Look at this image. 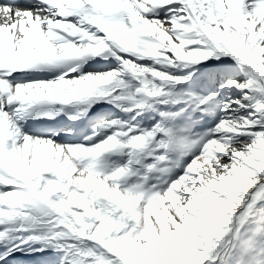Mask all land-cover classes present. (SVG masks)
Listing matches in <instances>:
<instances>
[{"label":"snow or ice","instance_id":"1","mask_svg":"<svg viewBox=\"0 0 264 264\" xmlns=\"http://www.w3.org/2000/svg\"><path fill=\"white\" fill-rule=\"evenodd\" d=\"M0 264H264V0H0Z\"/></svg>","mask_w":264,"mask_h":264},{"label":"bare ground","instance_id":"2","mask_svg":"<svg viewBox=\"0 0 264 264\" xmlns=\"http://www.w3.org/2000/svg\"><path fill=\"white\" fill-rule=\"evenodd\" d=\"M20 3H23V2H20Z\"/></svg>","mask_w":264,"mask_h":264}]
</instances>
